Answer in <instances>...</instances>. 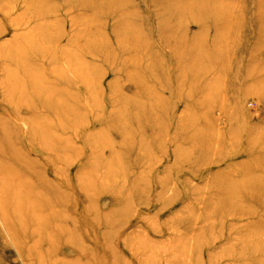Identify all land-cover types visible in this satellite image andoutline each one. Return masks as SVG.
Instances as JSON below:
<instances>
[{
	"label": "rangeland",
	"instance_id": "1",
	"mask_svg": "<svg viewBox=\"0 0 264 264\" xmlns=\"http://www.w3.org/2000/svg\"><path fill=\"white\" fill-rule=\"evenodd\" d=\"M35 1L60 43L24 31L44 86L0 56V264H264V0Z\"/></svg>",
	"mask_w": 264,
	"mask_h": 264
},
{
	"label": "bare ground",
	"instance_id": "2",
	"mask_svg": "<svg viewBox=\"0 0 264 264\" xmlns=\"http://www.w3.org/2000/svg\"><path fill=\"white\" fill-rule=\"evenodd\" d=\"M38 9H40L38 5V1L36 2L35 0H14L12 6L11 5L7 6V4L0 5V14L2 15V18L6 19L5 21L6 22L9 21L10 23L7 28L0 29V39L6 34H8V32L12 33V39L9 41V43L8 42L3 44L0 43V56H2L1 54H3L4 56L2 57H4L6 59V62L8 63V64L6 63L7 65L5 66L2 65V68L8 69L11 68L12 66H16V68H18L17 71L20 73V80H18V82L27 84L29 85V87H32L34 85L44 86L45 80L42 77L37 78V76L34 75V73L28 74L27 72H25L23 67L26 66L27 64L25 58L28 54L36 53L37 57L39 56V58H41V62H42L43 61L42 59L45 58V50L42 45L32 44L28 42L27 35L24 34V31L28 30V28H31V30H33L31 32L41 42H43L44 40H48L50 42L56 41L60 43L59 37L57 38V36L53 35L47 30V28L51 26L49 25L51 24L49 21L50 14L47 11H43L41 9L38 10ZM61 39H63V37ZM19 41H21L20 46L17 47L16 49L13 48V45L17 46V43ZM71 41L72 40L69 39L67 45H69ZM7 44H8V48H7ZM56 49H57L56 51L59 52L61 55H64V53H66L64 50L65 48L59 49L58 47H56ZM38 65L39 64L37 63L35 64V66ZM6 84H9V86L14 88V90L17 86L16 83L12 82V80L10 79L6 81ZM43 89L44 92H48L45 90V88ZM6 92L8 94V89H6ZM49 95L50 94H47L44 97L41 96L40 99L45 101L47 100V97ZM17 96L20 101L25 102L24 98L30 99V97H32L36 99L37 94L31 92V94L26 93L23 96L17 93ZM57 108L60 109V106H57ZM29 164L34 166L32 162H29ZM25 166L29 168L28 164H26ZM47 189H49L53 193L55 192L54 189H52V187L50 188L48 187ZM59 203L60 201L56 199L53 202H46L44 206L47 208L51 206H57Z\"/></svg>",
	"mask_w": 264,
	"mask_h": 264
}]
</instances>
